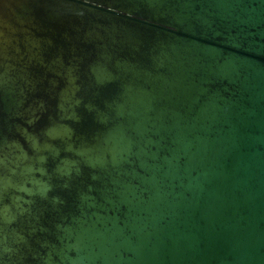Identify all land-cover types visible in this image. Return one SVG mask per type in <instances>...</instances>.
I'll return each instance as SVG.
<instances>
[{"label": "water", "instance_id": "water-1", "mask_svg": "<svg viewBox=\"0 0 264 264\" xmlns=\"http://www.w3.org/2000/svg\"><path fill=\"white\" fill-rule=\"evenodd\" d=\"M0 264H264V0H0Z\"/></svg>", "mask_w": 264, "mask_h": 264}]
</instances>
